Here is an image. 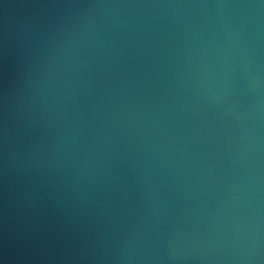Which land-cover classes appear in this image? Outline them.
<instances>
[{
  "label": "water",
  "instance_id": "obj_1",
  "mask_svg": "<svg viewBox=\"0 0 264 264\" xmlns=\"http://www.w3.org/2000/svg\"><path fill=\"white\" fill-rule=\"evenodd\" d=\"M0 264H264V0H0Z\"/></svg>",
  "mask_w": 264,
  "mask_h": 264
}]
</instances>
